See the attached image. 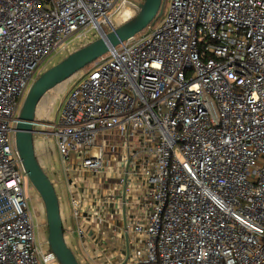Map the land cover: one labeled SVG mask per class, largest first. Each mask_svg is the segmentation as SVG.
<instances>
[{"label": "built area", "instance_id": "built-area-1", "mask_svg": "<svg viewBox=\"0 0 264 264\" xmlns=\"http://www.w3.org/2000/svg\"><path fill=\"white\" fill-rule=\"evenodd\" d=\"M142 2L0 0V264H57L14 144L29 86L67 41ZM150 26L86 66L57 125L42 124L74 230L84 241L114 215L98 238L113 252L93 264H264V0H169Z\"/></svg>", "mask_w": 264, "mask_h": 264}, {"label": "water", "instance_id": "water-1", "mask_svg": "<svg viewBox=\"0 0 264 264\" xmlns=\"http://www.w3.org/2000/svg\"><path fill=\"white\" fill-rule=\"evenodd\" d=\"M166 0H143L138 11L129 20L118 24L108 33L100 31L97 39L68 54L55 65L38 75L29 87L13 128L15 149L27 179L40 197L47 229L46 243L58 264H78L64 240L58 197L54 186L41 169L34 153L33 135L40 134L36 127L35 109L40 99L55 86L77 73L91 62L132 38L152 25L163 15Z\"/></svg>", "mask_w": 264, "mask_h": 264}, {"label": "rangeland", "instance_id": "rangeland-1", "mask_svg": "<svg viewBox=\"0 0 264 264\" xmlns=\"http://www.w3.org/2000/svg\"><path fill=\"white\" fill-rule=\"evenodd\" d=\"M168 4L169 0L166 1L163 7V15L155 21V24L163 19L168 8ZM137 11L138 10L134 12L133 16H135ZM152 28V26L144 28L142 31L134 35L135 38L148 35L151 32ZM95 39H97V34L94 30H91L86 38L71 39L67 41L65 47L62 50L53 53L47 58V60L42 66V72L48 69L50 66L58 63L68 54L87 45ZM85 72L86 67L73 74L62 83L55 86L51 91L47 92L40 99L36 106L35 120H37L41 124L43 123V125H57L60 118V114L69 98L71 90L77 87L83 81ZM36 130H39L41 133L33 135V146L35 156L41 169L53 184L55 192L57 194L60 217L62 221V227L64 229L65 243L72 251L78 264H81V254L78 250L77 234L74 231L75 226L72 217V209L69 201L70 198L68 196V186H66L67 178H65L66 175L63 172L61 156L57 151L56 141L54 137L49 134L51 132V128L40 126L36 127ZM25 192L28 197H31L29 202L35 225H37V239L43 251L46 253L48 252V246L46 243L47 229L45 224V212L42 201L38 196L37 192L34 189H31L30 183L25 184ZM68 227H71V229H67ZM72 227L74 228L72 229Z\"/></svg>", "mask_w": 264, "mask_h": 264}, {"label": "crops", "instance_id": "crops-1", "mask_svg": "<svg viewBox=\"0 0 264 264\" xmlns=\"http://www.w3.org/2000/svg\"><path fill=\"white\" fill-rule=\"evenodd\" d=\"M43 124V123H42ZM66 178V177H65ZM66 180V179H65ZM68 180V179H67ZM66 180V186H68V182ZM68 196H69V192H68ZM70 201V200H69ZM71 205V204H70ZM72 209V208H71ZM74 222V221H73ZM72 222V224H73ZM91 224H93V221L90 222ZM118 226L119 224L115 221V217L113 214L107 216V220L105 223L100 224V226L98 225L97 227L90 225L92 230L90 232V234L88 236H86V238H84L85 240L82 241L78 238L77 236V242H78V250L81 254V259L80 262L81 264H93L92 260L90 259V257L88 256L89 253H92V255H94L93 250L98 253L99 250L101 251H106L107 249L110 252H113L112 250V240L113 238H110L109 240L107 239V242L104 244H100L98 242V238H101L103 234H106L108 237H112L113 235V225ZM75 226V223H74ZM74 227H72L73 229ZM88 228V227H87ZM67 229H71V227H68ZM75 231V230H74ZM88 245V246H87ZM108 245V248H107ZM100 251V252H101ZM113 253L110 254V256Z\"/></svg>", "mask_w": 264, "mask_h": 264}, {"label": "trees", "instance_id": "trees-1", "mask_svg": "<svg viewBox=\"0 0 264 264\" xmlns=\"http://www.w3.org/2000/svg\"><path fill=\"white\" fill-rule=\"evenodd\" d=\"M167 1V0H166ZM166 3V2H165ZM165 5V4H164ZM51 67V66H50ZM63 231H64V229H63ZM49 250V249H48Z\"/></svg>", "mask_w": 264, "mask_h": 264}]
</instances>
